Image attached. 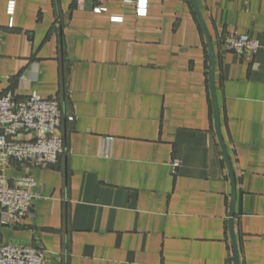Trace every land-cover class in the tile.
<instances>
[{"label":"crops","instance_id":"0c3cea01","mask_svg":"<svg viewBox=\"0 0 264 264\" xmlns=\"http://www.w3.org/2000/svg\"><path fill=\"white\" fill-rule=\"evenodd\" d=\"M196 1L215 50L240 264H264V0ZM236 34L260 49L229 51ZM0 44V96L57 98L66 143L57 165L7 170L34 176L36 216L0 243L41 247L45 264H235L231 177L190 0H0Z\"/></svg>","mask_w":264,"mask_h":264},{"label":"built area","instance_id":"2783aa9c","mask_svg":"<svg viewBox=\"0 0 264 264\" xmlns=\"http://www.w3.org/2000/svg\"><path fill=\"white\" fill-rule=\"evenodd\" d=\"M13 10L11 3L8 11ZM224 43L229 51L239 54H255L261 47L245 34L228 35ZM2 56L0 44V59ZM63 125L64 115L57 98H41L33 93L21 100L12 92L0 96V231L36 216L34 176L27 172L11 177L7 170L13 163L31 169L57 165L66 149ZM28 134L32 138L24 137ZM179 165L175 161L174 170ZM46 254L38 246L0 243V264H45Z\"/></svg>","mask_w":264,"mask_h":264},{"label":"water","instance_id":"95a60500","mask_svg":"<svg viewBox=\"0 0 264 264\" xmlns=\"http://www.w3.org/2000/svg\"><path fill=\"white\" fill-rule=\"evenodd\" d=\"M196 14L199 20V23L203 29V32L205 34V38L208 45V52H209V80H210V90H211V96H212V103H213V109H214V123H215V129L217 138L223 153V156L225 158V161L227 163L230 177H231V183H232V193H231V204H230V216H229V230H230V236L233 246V252H234V260L235 264H240V256H239V249H238V243H237V237L235 233V227H234V217L236 212V202H237V184H236V177H235V171L233 168V164L231 162L230 156L227 152L223 136L221 133V122H220V112H219V104L217 99V93H216V86H215V50L213 46V42L211 39V35L209 33V30L207 28V25L205 23V20L203 18V15L201 13V10L199 8V5L196 0H190Z\"/></svg>","mask_w":264,"mask_h":264},{"label":"rangeland","instance_id":"374dc122","mask_svg":"<svg viewBox=\"0 0 264 264\" xmlns=\"http://www.w3.org/2000/svg\"><path fill=\"white\" fill-rule=\"evenodd\" d=\"M5 229V228H4Z\"/></svg>","mask_w":264,"mask_h":264}]
</instances>
